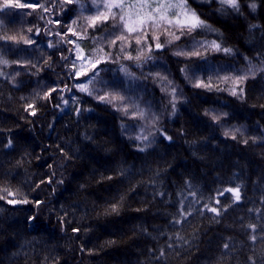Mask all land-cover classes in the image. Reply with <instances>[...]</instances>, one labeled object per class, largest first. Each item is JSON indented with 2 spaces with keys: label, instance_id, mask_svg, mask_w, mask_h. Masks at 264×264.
<instances>
[{
  "label": "trees",
  "instance_id": "obj_1",
  "mask_svg": "<svg viewBox=\"0 0 264 264\" xmlns=\"http://www.w3.org/2000/svg\"><path fill=\"white\" fill-rule=\"evenodd\" d=\"M32 2L31 8L0 14V36L27 35L37 41L33 46L0 41V53L9 61L7 67L0 65V71L7 73L0 76V196L6 197L0 200V264H260L264 259V73L244 82L243 99L230 95V82L219 77L242 74L249 67L245 57L256 68L264 66V0H258L255 13L242 0V14L228 9L223 15L215 11L218 2L209 7L188 0L203 19L219 29L223 46L232 48V55L210 51L203 60L196 57L182 62L166 54L156 56L155 51L153 59L141 62L139 69L134 61H121L140 77L127 95L148 113L146 120L130 119L111 105L79 94L70 72L72 45L62 41L55 48L47 47L54 41L52 30L64 34L73 17L79 19V6L62 0ZM4 3L0 0V7ZM80 3L87 5L85 0ZM41 5L51 11L45 12ZM253 24L259 27H250ZM85 26L86 54L92 55L100 46L115 54L107 41L100 43L112 30L108 25L102 32ZM36 28L39 35H35ZM192 36L220 42L214 32ZM89 37L97 38L95 47ZM129 51L137 54L133 48ZM17 60L30 62L29 66L13 63ZM196 65L203 70L196 73L199 79L211 77L224 91L194 87L195 80L186 79L181 68ZM48 66L56 78L43 74L48 73ZM100 67L112 69L101 73L104 80L125 79L117 71L118 64ZM150 70L166 76L177 88L174 114L172 97L162 91L164 82L144 79ZM65 85L71 93L57 90L51 99L42 98L50 89ZM73 94L82 109L91 110L82 111L75 122L70 115ZM62 95L69 100L67 106ZM28 104H33L35 115L32 109L26 110ZM206 109L227 112L224 127L214 124ZM153 114L158 117L156 127L172 139L157 134L155 149L140 152L142 145L135 137L141 126L145 134L154 131ZM122 124L132 127L125 130ZM233 128L241 129L234 133L236 139L231 138ZM225 131L230 135L225 136ZM9 140L12 146L5 147ZM237 186L240 203H233L228 192L218 195ZM5 189L16 195L8 196ZM192 192L200 201L197 209L206 203L220 207L216 200L232 206L216 218L218 223L213 222L211 212L201 215L188 209L192 215L173 224V218H179L180 200L187 197L186 203L191 202ZM10 199L30 203L12 205L7 203ZM118 201V214L112 213L111 205ZM252 224L256 232L248 227ZM252 235L258 238L255 243ZM225 243L229 245L226 251ZM161 249L165 256L157 261Z\"/></svg>",
  "mask_w": 264,
  "mask_h": 264
},
{
  "label": "snow or ice",
  "instance_id": "obj_2",
  "mask_svg": "<svg viewBox=\"0 0 264 264\" xmlns=\"http://www.w3.org/2000/svg\"><path fill=\"white\" fill-rule=\"evenodd\" d=\"M77 3L79 5L81 13L86 10H90L86 4L80 3V0H65V4ZM200 4L208 5L209 7L213 3H219V7L215 9L216 12L220 14H227V10L231 9L232 12L237 14H242V0H197ZM65 4H61V7L64 8ZM34 6L32 0H25V2H21V0H5V3L2 7H0V14L6 13L9 9H23V8H31ZM247 6L251 10V12H255L258 8V0H247ZM43 8L45 12H50V8H44L43 5L40 6ZM92 8L96 10V15L86 17L88 20V27L95 29L99 24H103L107 20L116 19L119 17V22L122 25L121 31L119 35H116L114 39L110 41L108 44V48H119L118 53H113L112 51H106L103 46L98 47L92 55H85L84 50L80 47L78 43L79 40L84 39L88 35L87 29L84 30L83 34L78 33L74 30L72 26L68 27V32L64 33L61 36V40L70 43L73 45V49H69L70 52L74 51L76 55V60L71 62L70 72H74L75 78L79 80L81 77H86L84 82L76 83L74 87L80 93L85 94L86 96H90L93 99L97 100L100 103L111 105L116 111L121 112L125 116H129L130 119L133 120H146L148 119V113H146L143 109L139 108V106L131 100V98L127 95V92L133 87V84L140 79L136 74L130 71V66L124 63H121L122 60L126 61H134L136 62V66L139 67L141 62L146 63L148 60L153 59V52L157 50H162L167 46L173 45L176 41H179L181 37L185 35L192 36L193 33H199L202 35H207L208 33H216L218 38H220V42L217 40H196L195 36H192L193 43L189 47L185 45L184 47L177 46V50L173 52L175 56H182L185 59H191L192 57H199L202 60L205 59L206 54L210 51L214 52H224L226 55H232L233 49L230 47H224V41L222 39V33H220L219 29L214 28L211 24H209L205 19L202 18V13H198L194 10L191 5L188 3V0H134V2L129 3L128 0H103V4L97 2V0H92ZM103 8L105 11H101ZM70 10V9H69ZM31 15V13H29ZM3 21H0L2 24ZM49 23H52L50 20ZM59 23V21H56ZM72 25L77 24V20H72ZM250 27L256 28L258 25H251ZM28 33H33V28H28L26 30ZM68 33H71L73 36H76V40L67 39ZM164 33L169 38L165 43H162L160 40V34ZM40 34V29H35V35ZM47 34H51L50 32ZM151 34V39L154 43V47L152 43H149V35ZM56 35H61L59 32ZM95 39V38H94ZM135 40V44L139 46L136 49L137 54L132 55V52L129 51L131 49L132 40ZM0 41H11L16 45L23 43L28 46L37 45V41L34 40L31 36L27 35H4L0 36ZM59 43V41L57 42ZM48 48L57 47L56 44L49 42L47 45ZM23 51V49H22ZM61 59L64 61H68V56H61ZM245 60L248 61L249 67L247 70L243 71L241 74L239 71L235 75H226L224 77H219L222 82L231 84V87L228 89L230 95L238 98H244V88L242 85L244 82L251 76L255 77L257 73H264V66L260 68H256L251 64V61L248 57H245ZM79 61V64H77ZM20 65L21 67H28L30 62H23L20 60L13 61ZM48 63L47 61L45 62ZM118 64V72L122 73L125 79L121 80L118 77L113 78L111 81L104 80L101 76L102 72L112 71V69H105L100 67L102 64ZM261 63L264 64V58H262ZM0 65H4L7 67L9 65V61L3 57V54L0 53ZM32 67H36V65L32 64ZM39 71V69H38ZM198 71H203L199 65L195 67L186 66L181 68V73L185 74L186 79L193 80L195 79V83L193 84L196 88H206L208 90L224 91V89L220 88L218 85H215L209 77L207 80L196 78V73ZM191 72L189 76L188 73ZM7 75V73L0 71V76ZM19 75V73H17ZM151 75V74H150ZM70 78H72L70 76ZM154 80H158L164 82L162 84V91H164L167 95L172 97L170 103L172 104V112L173 114L176 112V103H177V88L173 85L171 80H168L166 76H162L159 73H156L152 76ZM144 79H148V76H144ZM100 84L101 88H97L96 85ZM167 86H164V85ZM103 92L101 94V91ZM59 90L61 93H71L72 89L65 85L63 88L57 89L52 88L49 92H45L43 95V99L49 100L51 99V94ZM72 103L76 104V113L79 115L82 111H91L90 109H81L79 107V98L73 96L71 97ZM61 101L64 106L69 104V100L65 99L64 96H61ZM32 109V114L35 115V108L33 104H28L26 110ZM205 114L208 115L211 121L219 125L220 127H224L225 121L223 117H227L229 114L224 112L222 114H216L215 109H206ZM158 122V117L153 114L150 120L151 126L154 131H148L145 134V127L141 126L140 133L135 137L137 141L143 145L142 147L138 146V151L144 152L148 147H150L153 143L156 142V136L159 134L164 140H171L172 137L168 136L162 128L156 127ZM122 128L127 130L128 127H132L131 125H121ZM241 131L240 128H233L231 138L236 139L235 132ZM225 136H229L230 132L225 131ZM255 142V141H253ZM244 143H248V141H244ZM12 141L9 140L5 147H11ZM51 167V165H49ZM108 179H112V177H108ZM52 180L49 178L48 183H51ZM63 181H61L62 183ZM38 187V186H37ZM7 191L8 196H15L16 194L5 189ZM230 192L234 197L233 203H236L241 200L240 186L235 188H227L223 191L218 192V195L223 196L225 193ZM193 197L191 202H187V197H184L180 200V210L177 213V217L173 218V224H181L183 221H186L188 216L192 215V211H198L201 215L204 214L205 211L211 212L214 214L212 217L213 222L218 223L219 221L216 219L220 217L223 213L227 211L228 207L232 205L229 204L227 207L221 204L220 200H216V205L220 207L210 206V204H204L203 208L197 209L195 208L196 204H199V199L196 198V193H190ZM6 197L0 196V200H4ZM121 200L124 199L123 196L120 197ZM7 203L15 205V204H27L30 203L27 199L17 200L10 199L7 200ZM37 205L41 202L36 201ZM119 209V201L113 203L111 205V212L118 214ZM191 209L192 211H189ZM30 221L35 220L34 217L29 218ZM253 232H256L257 226L252 224L248 225ZM264 231V228L261 229ZM73 231H78L74 229ZM178 239H183L182 237H177ZM250 239L255 243L257 241V236L252 235ZM264 239V238H261ZM168 247H172L171 244ZM229 245L227 243L224 244V248L227 249ZM165 256V252L161 249L159 256H156L155 259L157 261L161 260ZM251 259V257L249 258ZM255 264V261H253ZM260 264H264V259L261 260Z\"/></svg>",
  "mask_w": 264,
  "mask_h": 264
},
{
  "label": "rangeland",
  "instance_id": "obj_3",
  "mask_svg": "<svg viewBox=\"0 0 264 264\" xmlns=\"http://www.w3.org/2000/svg\"><path fill=\"white\" fill-rule=\"evenodd\" d=\"M65 0H62V2H64ZM86 1V3H87V6H88V8L90 9V12L91 13H86L85 14V12H83V13H81V11L80 12H78V10H77V7H75V10H76V12H78L81 16L79 17V19L77 20V19H75L74 17H73V20H77L78 21V23L76 24V25H72L71 24V26L74 28V30L76 31V32H78V33H81V34H83V32H84V28H87V26H85V24L87 23L88 24V20L86 19V17H89V16H94V15H96L97 13H96V10L94 9V8H92V0H85ZM97 2L98 3H100L101 5L103 4V0H97ZM128 2L129 3H131V2H134V0H128ZM74 3V5L75 6H79L77 3H75V2H73ZM72 3V4H73ZM101 11H105L103 8H101ZM106 25H108L112 30H108V32H107V36L106 37H104L103 39H102V41L100 42V43H102V42H104V41H107L108 43H110V41L112 40V39H114L115 38V36L116 35H119L120 34V31H121V28H122V25L120 24V22H119V17L117 16V18L116 19H109V20H107L106 22H104ZM81 29V30H80ZM82 31V32H81ZM102 31H104V30H102ZM101 31V32H102ZM57 32H59L61 35H56V33ZM68 32V31H67ZM94 32H99V30H94ZM69 34V36H70V39L71 40H76L77 38H76V36H73L71 33H68ZM194 34V33H193ZM192 34V35H193ZM61 36H63V30H52V37H54V41L52 42L53 44H55V43H57L58 41L59 42H62V40H61ZM191 36H189V35H185V36H183V37H181V39L179 40V41H176L173 45H170V46H167V47H165L164 49H162V50H157L156 51V56H159V55H162V54H166L168 57H173L174 59H177V60H180V61H182V62H184V61H187V60H190V59H185L184 57H182V56H175V55H173V52H175L176 50H177V46H180V47H184L185 45H188L189 47L192 45V43H193V40H192V38H190ZM95 39L93 40V41H91L92 43H93V47H95L96 45H97V38L96 37H94ZM168 36L166 35V34H164V33H161L160 34V40H161V42L162 43H165L167 40H168ZM68 39V38H67ZM78 43L80 44V47L84 50V54L85 55H89V54H86V52H85V49H84V45H85V41H84V39H81V40H79L78 41ZM131 43H132V48L134 49V50H136V49H138L139 48V46L138 45H136L135 44V40L133 39L132 41H131ZM149 43H152L153 45H154V43H153V41H152V39H151V34L149 35ZM67 45H70L69 43H67ZM72 45V44H71ZM102 45V44H101ZM37 47V46H36ZM59 47V46H58ZM38 49V48H37ZM72 49H73V45H72ZM115 50H116V52L115 53H118L119 52V48L118 47H116L115 48ZM94 53V52H93ZM155 56V55H154ZM155 56V57H156ZM161 58V57H160ZM160 58H158V60L160 59ZM194 58H196V57H192L191 59H194ZM156 59V58H155ZM73 60H76V55H75V52L74 51H72V59H71V62L73 61ZM77 64H79V61H77ZM70 68H71V63H70ZM74 73V72H73ZM200 76H196V78H199ZM74 79H75V84L76 83H80V82H84L85 80H86V77H81L79 80H77L76 78H75V75H74ZM193 80H195V79H193ZM74 84V85H75ZM74 90L75 91H77L76 90V88L74 87ZM78 92V91H77ZM79 94H82V95H84L83 93H80V92H78Z\"/></svg>",
  "mask_w": 264,
  "mask_h": 264
},
{
  "label": "bare ground",
  "instance_id": "obj_4",
  "mask_svg": "<svg viewBox=\"0 0 264 264\" xmlns=\"http://www.w3.org/2000/svg\"><path fill=\"white\" fill-rule=\"evenodd\" d=\"M246 3H247V0H244ZM249 9V8H248ZM249 12H251V10L249 9ZM251 13H253V12H251ZM255 13V12H254ZM37 23H38V21H36ZM96 29L97 30H107L106 29V24L105 23H103V24H99L97 27H96ZM90 38V40L91 41H93L94 39H93V37H89ZM188 65V64H187ZM135 66V68H137V69H139L140 68V66L139 67H137L136 66V64L134 65ZM49 67V66H48ZM164 70H165V68H163ZM51 68L49 67L48 68V73H43V74H47V75H51V76H53L54 78H56V74L53 72H51ZM151 71V70H150ZM165 71H167V70H165ZM51 72V73H50ZM151 74V75H150ZM155 75V71L154 70H152L151 72H148L145 76H148V79H153L152 78V76H154ZM71 107H72V109H71V111H70V115L72 116L71 118L73 119V121L75 122V121H77L78 120V118H79V116H80V114L79 115H77V113H76V107H77V105L76 104H71ZM70 107V108H71ZM79 107L81 108V106L79 105ZM82 109V108H81ZM168 114L165 112V116H167ZM142 145V144H141ZM127 146H128V144H127ZM143 146V145H142ZM147 149H149L150 151H153L154 149H155V143H153L150 147H148ZM49 162H52V161H47V162H45L42 166H44L45 167V165L47 164V163H49ZM33 167V166H32ZM38 167H41V165L39 166V163H38ZM34 169V167L32 168V170ZM33 172H35V170H33ZM32 175H34V174H32ZM31 175V176H32ZM37 186H38V184H34V188H37ZM228 193H230V192H228ZM231 194V199H232V201H233V199H234V197L232 196V193H230ZM241 201V200H240ZM240 201H238L239 203H240ZM238 202H236V203H238ZM62 225H64V223L62 224ZM224 251H226L225 250V248L223 249ZM25 256V259H29L26 255H24Z\"/></svg>",
  "mask_w": 264,
  "mask_h": 264
}]
</instances>
